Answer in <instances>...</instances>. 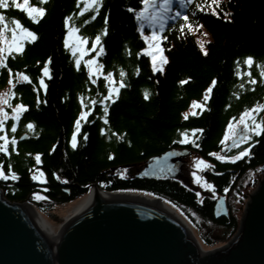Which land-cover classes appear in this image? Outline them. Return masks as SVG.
<instances>
[{"label":"trees","instance_id":"1","mask_svg":"<svg viewBox=\"0 0 264 264\" xmlns=\"http://www.w3.org/2000/svg\"><path fill=\"white\" fill-rule=\"evenodd\" d=\"M28 3L47 10L38 23L32 22L26 9L15 8L12 0L9 8H0L5 17L0 30L2 24L12 25L18 20L37 33L35 40L24 42L21 52L5 53V62L0 65V90L8 87L13 105L0 129V136L7 137L0 140V145L7 148V152L0 151L2 170L8 177L0 176L5 198L11 202L29 200L41 211H49L83 197L89 190L86 186L93 183L109 191L139 190L163 197L188 216L195 210L204 220L219 226L217 240L207 234L202 237L205 244L214 245L219 238L227 242L240 226L236 205L241 194L240 200L247 197L240 192L243 180L251 170L264 165V131L259 136L253 134L252 139L258 142L249 154L236 160L219 158L236 155L252 143L249 140L222 154L229 121L239 119L246 107L264 104V84L257 67L258 63L264 65V0H221L219 5L210 0H184V4L171 0L170 7H162L160 0H147L146 4L141 0H102L98 9L95 5L85 7L81 0L79 5L77 0ZM197 4L208 10L198 9ZM142 7L145 12L138 19L135 11ZM213 8L217 14H213ZM177 11L180 16H176ZM184 13L188 14L187 22ZM65 17L69 19L65 21ZM69 23L88 39L90 47L95 37L101 36L99 61L104 74L89 75V67L83 62L77 67L76 56L66 45ZM181 24H185L182 33ZM140 25L143 35L138 30ZM161 25L163 31L158 34L168 38L161 39L167 63L163 72L159 65L153 72L151 57L141 51L147 47L143 36L144 31L159 30ZM1 38L0 34V46ZM201 42L206 54L199 46ZM247 55L254 57L251 66L244 63ZM121 69L123 77L119 75ZM108 72L112 73L114 87L121 81L124 87L116 100L106 101V124L101 119L104 106H93L90 101L107 95ZM252 77L256 78L255 85L250 82ZM213 78L216 83L204 100ZM200 100L205 108L185 117L192 102ZM18 104L27 108L13 112ZM82 110L85 117H81L77 147L73 148L74 123ZM261 116L264 109L257 120ZM84 132L88 133L86 139ZM170 148L193 152L209 165L201 172L217 196L205 194L200 198L196 190L174 177L145 178L138 174L147 161ZM214 152L217 155H212ZM36 154H40L39 162ZM9 163L18 178L11 177ZM222 194L227 196L229 213L215 218L217 199Z\"/></svg>","mask_w":264,"mask_h":264},{"label":"water","instance_id":"2","mask_svg":"<svg viewBox=\"0 0 264 264\" xmlns=\"http://www.w3.org/2000/svg\"><path fill=\"white\" fill-rule=\"evenodd\" d=\"M231 147L230 142L223 152ZM184 156L170 148L147 161L138 174L177 176ZM93 186L104 191L97 183L86 188ZM97 189L94 201L54 235L32 201L11 202L0 187V264H264V179L249 197L235 237L204 254L198 239L164 207L103 196ZM218 203L223 209L215 218L227 217L225 196Z\"/></svg>","mask_w":264,"mask_h":264},{"label":"snow or ice","instance_id":"3","mask_svg":"<svg viewBox=\"0 0 264 264\" xmlns=\"http://www.w3.org/2000/svg\"><path fill=\"white\" fill-rule=\"evenodd\" d=\"M41 4L45 3L46 0H40ZM102 0H85V5L86 7L95 5L96 8L98 9L100 4H101ZM153 2H155V0H153ZM211 3H214L216 5H219L221 0H210ZM12 3L14 4L15 8L17 9H26L27 12V16L31 18L33 23H38L39 22V18L43 17L46 13V9L44 7H36V6H28V0H23V2H17V0H12ZM80 0H77V4L79 5ZM142 4H146L147 0H141ZM160 4L162 7H170L171 6V0H160ZM181 4H184V0H181ZM10 4H9V0H0V8L3 9H7L9 8ZM196 7L198 9H202L204 11H207L208 9L203 8L202 5L197 4ZM81 13H83L85 11L84 8H82ZM129 11H135L131 8H129ZM145 12V9L142 7L139 11H135V15L138 19H142L143 18V14ZM213 14H217L215 8L212 9ZM181 13L179 11L176 12V16H180ZM4 14L3 12H0V21L4 20ZM165 17H160V19H164ZM225 18H228V13H225ZM69 19V17H65V21H67ZM92 19H95V15L92 16ZM183 19L185 22L188 21V14L184 13L183 14ZM85 23H87V21H85ZM105 23L107 24V16H105ZM16 24L19 25L20 22L17 20ZM187 27L189 29H191L192 25L189 23L187 24ZM199 27V25H198ZM185 28V24H181L180 25V31L181 33L183 32V29ZM73 30H75V28H73ZM139 31H141V34L143 35V25L139 26ZM15 31V30H13ZM163 31V26L161 25L159 30H153L150 34V36H143V39L145 40L147 47H145L144 49H142L141 51L147 53L152 60V71L156 72L157 71V65H159V70L161 72L164 71L163 65L165 63H167V57L163 55V48L161 47V39L163 40H167V36H163L161 37L158 32H162ZM105 34H107V27L105 28ZM20 35L24 40H35L37 38V33L30 30L29 28L23 27L21 26V30H20ZM206 35V33H205ZM101 41V36L97 35L95 37V40L93 42L92 47L96 48L97 47V43H99ZM84 43V38H81V40H79L78 42L73 44L74 48H79L80 45H82ZM200 48L205 52L206 54V49H204V42L200 43ZM23 48V44L22 42L19 43H15L14 45V51L19 53L22 51ZM155 48L156 51L160 52V58L159 60H157V56H156V51H153L152 49ZM8 53H13V47L9 46L7 49H5L3 46H0V65H3L5 62V52ZM103 52V44H100V50L97 52V55L102 54ZM139 52L137 53V55L139 56ZM94 60V58H93ZM93 60H89L87 62L88 67H89V75L92 74L91 72V67L93 64ZM254 60V57L252 55H247L244 58V63L246 65L251 66L252 62ZM48 61H51V57L48 58ZM80 61L77 59L76 60V65L77 67H79ZM102 65H98L96 71L99 72L100 69L102 68ZM257 67L261 69L260 71V76L262 77L261 83L264 84V65L262 64H257ZM237 68H239V58H237ZM9 72H11V69H9ZM237 75H239L240 73L237 72ZM20 76H23V73H19ZM120 77L124 76V71L123 69L120 70L119 72ZM111 78H112V73L108 72L107 75L105 76V83H106V90H107V95H104L103 98L97 100L95 97H93L92 101H90L91 104H93V106L98 103L100 105L104 106V115L101 116V119L105 120V123L107 124L108 121L106 119V117L108 116V105L106 104V101H114L118 98L119 96V90L120 88L124 87L123 82L121 81L119 87H114L111 83ZM11 83V81H9ZM40 82L41 84H43V78H40ZM96 81L93 80L92 83H95ZM251 84L255 85L256 83V78L252 77L251 78ZM180 83H184V81H181ZM216 83L215 78H213L212 84L209 85L208 89L205 90L206 95L204 96V100L208 99V95L207 93H210L212 86ZM241 88L244 87L243 84L240 85ZM238 95V93H237ZM144 96L145 99L148 98V91L147 89L144 90ZM195 103V101L193 102ZM84 106L82 105V108ZM27 108V105L24 104H18L16 106L15 111L18 112L20 109H24ZM261 109H264V104L261 103H257V104H253L251 108L246 107L243 112L240 113L239 119L235 121V124H233L232 120L229 121L228 125H227V129L231 130V135H229V131H226L224 134V140H229L231 139V144L232 147H237L239 144L244 143L245 141H249L251 140L252 143L248 144L246 147L243 148L242 151H239L236 155H231V156H220L219 158L221 160H236L240 157L245 156L246 154H249V149L252 148L253 144L257 143L258 141H255L252 139L253 134L256 136H259L261 134L262 131H264V116H261L259 120H257V114L260 113ZM3 108H0V113H3ZM88 111L91 112L92 108L89 107ZM185 117L187 116V113L184 114ZM81 117H85V112L82 110L79 114V116L77 117V119L75 120L74 123V128L75 130L72 133V137H71V146L73 148L77 147V133L80 132L81 129ZM249 124H251V126H249ZM237 126H242L240 128H237ZM4 125H3V121L0 120V129H3ZM12 129L15 130L16 125L13 124ZM28 127L31 128L32 124L29 123ZM202 131V130H201ZM101 132H104V129H101ZM181 135H183V133H181ZM88 136L87 132L83 133V137L86 139ZM122 138V137H120ZM0 140H7V137L5 136H0ZM14 142V141H13ZM182 143L184 142L183 140L181 141ZM223 143V141H221ZM193 143H195V141H193ZM197 147H199V145H196ZM225 147H228L227 144H225ZM0 151H4L7 152V148L4 147V145H0ZM212 155H217V153H212ZM39 156L40 154H36V159L37 162H39ZM2 161H0V176H2L4 179H7L8 177L6 175H4L3 170H2ZM201 164H204L205 166H209L206 164L205 161L201 160L200 161ZM8 168L10 171V175L13 179L18 178V175L15 171H11V163L8 164ZM55 175V173H54ZM59 179V177H57ZM205 187H211V185L209 184H205ZM38 195V194H37Z\"/></svg>","mask_w":264,"mask_h":264},{"label":"rangeland","instance_id":"4","mask_svg":"<svg viewBox=\"0 0 264 264\" xmlns=\"http://www.w3.org/2000/svg\"><path fill=\"white\" fill-rule=\"evenodd\" d=\"M81 1L85 2V0H81ZM17 2L22 3L23 0L21 1L17 0ZM28 6H33V5L28 3ZM1 26H2L0 30V34L2 37L1 46H3L5 49H7L9 46H12L14 50L15 43L22 42V44L24 45V42L26 40H24L20 35L21 26L23 25L21 24L17 25L15 22L12 25L2 24ZM73 28H75V30H73ZM144 34L145 36H150L151 32L144 31ZM81 38H84V43L80 45L79 48H74L73 44L81 40ZM93 42H92V45H93ZM66 45H68L71 48V51L76 56V59H78L80 62H83L87 67H88L87 62L89 60H93L94 58L93 64L91 67L92 74H94L95 76L99 75L100 73L104 74L103 67L100 69L99 72L96 71L98 65H101L99 61V55H97V52L100 49V44L97 43L96 48H93L92 46L90 47V45L88 44V39L79 33V30L77 27H74L70 23H69V29H68L67 37H66ZM152 50L156 51L155 48H153ZM5 53H7V51ZM156 56H160V52L156 51ZM111 81H113V77ZM9 94L10 93H9L8 87L0 90V108H3L4 110L3 113H0V120L11 115L10 114L11 112H9V109L12 108L13 105L10 102ZM190 106L191 107L189 108L188 112H186L187 115H189V113L199 112L201 109L205 108L206 105H204V101L200 100V101H195V103L192 102ZM15 109H16V106L13 112H16ZM259 115L260 113L257 114V118ZM235 121L236 120L232 121L233 124H235ZM249 126H251V124H249ZM238 127L239 126H237V128ZM226 131H229V135H231V130L226 129ZM230 140L231 139L226 140V141L224 140V142L226 143ZM246 142L247 141H245L242 144H245ZM184 152L186 153L185 162L182 165L181 169L179 170L178 175L174 177L179 180H182L190 188L196 190L197 193L200 195V198H202V196H204L205 194H210V196L212 197L217 196V194L214 193L213 191V187L211 183L208 182L204 178L201 172L203 168L205 167V165L200 163L201 161L200 157L193 152L190 153L189 151H186V150H184ZM262 171L263 170H261L260 167L257 170H251L248 176L245 178V180H243L244 183H243V186L241 187L242 190L240 192L243 193V195L244 194L247 195V197L244 198V200H240V199H243L242 194H241L239 196V200H237L239 204L236 202L237 203L236 205L237 213L236 214H238L239 216V225L241 223V220L244 217V211L247 206V201L249 197L255 192V189L259 185L260 180L264 179V171L263 172ZM205 184H209L211 185V187H205L204 186ZM82 198L83 197L78 198L67 204H61V205L54 206L49 211H41L40 209H36V211L40 212L42 216L48 222H50V224H52L54 229L58 232V230L62 227V224L65 223L67 219L71 218L70 215L73 211L72 210L73 206L78 204V202ZM23 202H26V201H23ZM171 205L174 206L173 204ZM175 208L178 210L179 214L182 217L186 218L189 225L192 227L193 232H195V235L199 243L202 245V248L204 249V251H210V250L216 249L218 246L227 244L230 239L235 237V235L238 233V230L241 227L240 225L238 230L231 236L230 239H228L227 242H224V241L222 242L220 240L221 238H219L218 241L214 245H208L203 242L202 237L206 236L207 234H213L212 237L216 239L217 238L216 234L220 233L221 228L219 226L213 225V223H211L209 220H206V219L204 220L203 216H201V214L195 210L194 211L190 210V215L193 216L191 217V216H188L186 213L182 212L177 206H175Z\"/></svg>","mask_w":264,"mask_h":264},{"label":"bare ground","instance_id":"5","mask_svg":"<svg viewBox=\"0 0 264 264\" xmlns=\"http://www.w3.org/2000/svg\"><path fill=\"white\" fill-rule=\"evenodd\" d=\"M97 188L96 187H91V190L90 192H88L85 196H83V198L78 202V204H76L75 206H73V211L71 213V218L81 212H83V209H85L90 203H92L94 201V191L96 190ZM98 190V189H97ZM98 192L100 194H102L103 196H109V197H130V198H134V199H141V200H144V201H147V202H151L157 206H161V207H164L166 210H168L170 213H172L175 217H177L181 223L184 225V227L187 228V230L189 231L191 237L194 239V241L196 242L197 241V237L195 235V232H193V229L192 227L189 225L188 221L186 220L185 217H182L178 210L168 204L166 201H164L163 199H158L156 196H153V195H148V194H145L143 192H135V191H132V190H127V191H122V192H119V191H116V192H109L107 190L105 191H102V190H98ZM36 211V210H35ZM37 212V211H36ZM38 214L41 215V217L43 218V220L51 227L52 229V233L54 235H57L58 232L54 229V227L52 226V224H50V222H48L40 212H38ZM59 231V230H58ZM197 246H198V249H200V252L201 253H206L207 251H204V249H201L199 244L196 242ZM56 262V261H55ZM53 262V263H55Z\"/></svg>","mask_w":264,"mask_h":264},{"label":"flooded vegetation","instance_id":"6","mask_svg":"<svg viewBox=\"0 0 264 264\" xmlns=\"http://www.w3.org/2000/svg\"><path fill=\"white\" fill-rule=\"evenodd\" d=\"M261 170H263V169H261ZM263 171H264V170H263ZM263 171H262V172H263ZM262 172H261V173H262Z\"/></svg>","mask_w":264,"mask_h":264}]
</instances>
